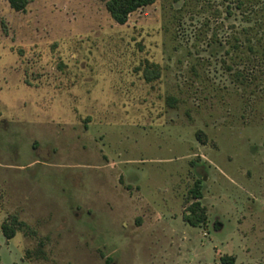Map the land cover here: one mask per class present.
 Wrapping results in <instances>:
<instances>
[{
  "label": "rangeland",
  "instance_id": "rangeland-1",
  "mask_svg": "<svg viewBox=\"0 0 264 264\" xmlns=\"http://www.w3.org/2000/svg\"><path fill=\"white\" fill-rule=\"evenodd\" d=\"M107 2L0 0V264H221L225 231L180 220L198 181L212 221L262 230L238 264H264V0H157L125 25ZM170 218L188 248L147 235Z\"/></svg>",
  "mask_w": 264,
  "mask_h": 264
},
{
  "label": "crops",
  "instance_id": "crops-1",
  "mask_svg": "<svg viewBox=\"0 0 264 264\" xmlns=\"http://www.w3.org/2000/svg\"><path fill=\"white\" fill-rule=\"evenodd\" d=\"M226 167L227 166L225 165V168ZM237 173H239V171ZM225 175L228 176V173L225 172ZM238 176H239V174H238ZM225 178H227V177L225 176ZM226 180L227 181L229 180V183H230V181L236 182V179H226ZM240 185H241V183H240ZM200 202L205 207L204 197L201 199ZM225 205L227 207H229V209L233 208V210L235 212H238V213H240V211L238 210L239 208H248L249 211H251L252 208H255L254 204H251V203L247 202L246 200L245 201L239 200L238 198H236V199L234 198L232 203H231L230 199L226 200ZM238 213H235V214H238ZM154 215L156 217H158V213H155ZM237 217L238 216H234V217L225 216V222H224V220H221V219H216V220L212 221L210 219V216H208V221H207V224L205 226V227H208L209 231H210V229H213L214 231H217V232L225 231V256L234 257L236 259L234 264H238L239 256H241L242 254L245 255L244 252L241 253V250H244V248H246L244 242L254 240L256 237L260 238L258 235L262 234V230L259 226H256V227L253 226L250 229L249 227H247L246 222L241 223L237 219ZM178 220L179 219L170 218V220H165V221H163L161 219H157L156 221H154V219H153V222L148 223V224H152V225L149 227L147 235H149L152 240L161 241L164 239L165 241H174V242L177 241L179 247H182V244L183 245L185 244L186 248H188L190 243H191V240L186 237L185 233L181 232V233L176 234V235L174 234L175 224L177 226ZM180 220L182 221V223L184 225L183 226L184 230L187 229V227L189 225L184 222L183 216L180 217ZM149 221H151V220H149ZM254 224H256V223H253V225ZM189 227H191V226H189ZM192 228L197 229L199 231L203 230V228H195V227H192ZM199 234L201 235V233H199ZM174 235L177 236V238H175ZM116 240L120 242L121 237L118 236L116 238ZM148 251L151 252L148 255V257L150 259L152 258L153 255H154L153 259H155V256H157V254H158V257H160L159 264H179L177 260L180 256V254H182L181 250H176V249H174L173 251H171V250H167V251L165 250L164 251V249L161 246L157 247L156 250L149 249ZM218 252H220V250H217V253ZM119 253H121L119 250L113 251V255H114L113 263L114 264H120V261L122 260V257H121V255H119ZM166 257H168L169 259H167ZM125 259H126V257H125ZM204 261L206 262L207 259H205ZM127 262L128 261L125 260V264Z\"/></svg>",
  "mask_w": 264,
  "mask_h": 264
},
{
  "label": "trees",
  "instance_id": "trees-1",
  "mask_svg": "<svg viewBox=\"0 0 264 264\" xmlns=\"http://www.w3.org/2000/svg\"><path fill=\"white\" fill-rule=\"evenodd\" d=\"M157 0H108L106 9L113 21L119 25H125L129 16L140 9L152 6ZM10 8L16 12H24L30 4V0H6ZM192 202L183 215V220L191 227L204 228L208 221L207 209L200 202L203 198L202 183L196 182L191 190ZM15 225V226H14ZM16 226H22L14 218L11 223L2 225V233L6 239L12 240L16 236ZM234 257L224 256L221 264H234Z\"/></svg>",
  "mask_w": 264,
  "mask_h": 264
},
{
  "label": "built area",
  "instance_id": "built-area-1",
  "mask_svg": "<svg viewBox=\"0 0 264 264\" xmlns=\"http://www.w3.org/2000/svg\"><path fill=\"white\" fill-rule=\"evenodd\" d=\"M202 236L203 237H207L208 236V232L206 230H204L203 233H202Z\"/></svg>",
  "mask_w": 264,
  "mask_h": 264
}]
</instances>
